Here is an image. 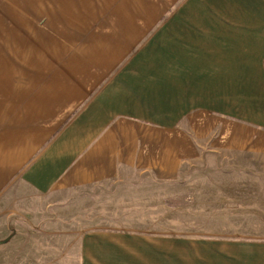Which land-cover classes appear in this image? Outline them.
<instances>
[{"label":"crops","instance_id":"crops-1","mask_svg":"<svg viewBox=\"0 0 264 264\" xmlns=\"http://www.w3.org/2000/svg\"><path fill=\"white\" fill-rule=\"evenodd\" d=\"M204 166L255 220L170 253L90 207ZM0 264H264V0H0Z\"/></svg>","mask_w":264,"mask_h":264},{"label":"rangeland","instance_id":"rangeland-1","mask_svg":"<svg viewBox=\"0 0 264 264\" xmlns=\"http://www.w3.org/2000/svg\"><path fill=\"white\" fill-rule=\"evenodd\" d=\"M236 167L238 166L231 165L225 170L217 168L215 173L241 172L239 167ZM187 173L195 174L184 176ZM184 174V180L183 178L169 182L137 180L123 186L107 185L96 188L90 207L96 208L94 214L101 212V215H107L112 222L119 217L124 225L132 227L136 224L137 228H146L147 231L163 232L168 236L170 253H176L177 233L206 232L210 221L214 225H220L224 220L237 224L241 220L256 219L255 214H248L250 193L240 192L256 189L255 181L221 179L205 166L188 172L184 170ZM115 189H122L118 193L131 191L132 196L115 197L113 196ZM143 189L152 190V196L145 195ZM240 205L246 206L248 210L242 209ZM85 208L83 205L75 210L69 223L70 227L80 228L87 225L83 220L87 214ZM127 210L132 211L126 212ZM70 215L58 214L56 221L64 224L65 221L59 218H70Z\"/></svg>","mask_w":264,"mask_h":264}]
</instances>
